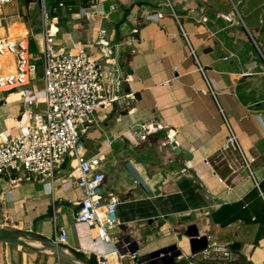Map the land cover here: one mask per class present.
<instances>
[{"label": "crops", "instance_id": "crops-1", "mask_svg": "<svg viewBox=\"0 0 264 264\" xmlns=\"http://www.w3.org/2000/svg\"><path fill=\"white\" fill-rule=\"evenodd\" d=\"M95 1L44 0L65 4L57 12L64 38L85 35L88 21L77 14ZM101 1L112 41L136 28L130 51L122 54L127 97L82 138L86 156L104 155L105 187L119 200L112 239L125 255L123 263L131 264L126 255L135 249L142 257L175 246L172 251L180 253L173 264H264V0ZM36 3L41 17L39 0L12 2L8 7L15 12L7 15L6 5L0 7V40L24 37L39 17ZM112 3L117 10L109 11ZM20 15L28 23L16 21ZM34 41L39 51L41 38ZM38 81L41 75L28 86L39 90ZM16 98L15 90L0 91V131L20 109L12 102ZM141 122L152 126L145 140L134 133ZM228 125L254 159L252 177L239 163L232 169L214 164ZM168 139L172 142L163 146ZM80 196L59 177L14 182L1 177L0 226L49 239L61 227L66 242L59 244L75 263H96L113 247L74 222L69 200ZM28 242L36 249L0 242V264L64 263L40 243ZM214 244L230 250L232 259L208 262L196 254Z\"/></svg>", "mask_w": 264, "mask_h": 264}, {"label": "built area", "instance_id": "built-area-1", "mask_svg": "<svg viewBox=\"0 0 264 264\" xmlns=\"http://www.w3.org/2000/svg\"><path fill=\"white\" fill-rule=\"evenodd\" d=\"M15 1L0 0V7ZM39 2V31L29 30L24 37L0 40V91L15 90L17 98L12 102L20 107L18 113L9 118V127L0 131V178L14 182L59 177L64 183H72L81 193L79 199L69 200L75 207L74 222L87 225L94 232L93 239L113 247L110 253H102L103 258L95 264H124L125 255L112 239L119 226V200L105 187V174L100 169L104 155L97 152L86 156L82 138L99 127L101 121L114 112L115 105L127 97L122 92L125 77L122 54L130 51L135 40L132 32L136 28L123 32L119 42L112 41L108 37L112 27L104 25L109 12L100 7L101 0H96L91 6L80 7L77 14L88 21L85 35L77 33V38H73L67 34L64 38L59 35L57 12L65 4L58 2L47 8L44 0ZM115 10L116 4H110L109 11ZM30 35L33 39L41 38L38 56L33 61L28 54ZM35 61L40 62L42 71L43 87L39 90L28 86L36 79ZM138 126L139 131L134 133L139 140H145L152 126L144 122ZM156 126L162 128L160 124ZM170 142L168 139L161 144L165 146ZM213 161L215 166L226 165L230 169L234 163H239L248 176H253L254 159L247 157L229 125ZM203 162L215 174L209 159ZM217 180L224 184L223 179L218 177ZM52 240L60 244L66 242L61 227L55 228ZM196 254L208 262L232 259L230 250L215 244ZM126 256L131 264H137L136 259L141 257L138 249L127 252ZM193 256L195 254L187 258Z\"/></svg>", "mask_w": 264, "mask_h": 264}, {"label": "water", "instance_id": "water-1", "mask_svg": "<svg viewBox=\"0 0 264 264\" xmlns=\"http://www.w3.org/2000/svg\"><path fill=\"white\" fill-rule=\"evenodd\" d=\"M28 241H36L41 244L42 249L52 251L59 258H61L63 264H77L75 257L69 255L61 247L59 243H56L52 239L39 235L32 231L18 230L12 228H6L0 226V242L19 245L23 248L35 250ZM193 242V240H191ZM175 246L161 248L150 252L148 255L142 256L136 259L137 264H173L174 258L179 255V251L173 252Z\"/></svg>", "mask_w": 264, "mask_h": 264}, {"label": "rangeland", "instance_id": "rangeland-1", "mask_svg": "<svg viewBox=\"0 0 264 264\" xmlns=\"http://www.w3.org/2000/svg\"><path fill=\"white\" fill-rule=\"evenodd\" d=\"M9 5L8 4H6V6L5 7H3V9H2V13H3V15H7L8 13H12V12H15V9H11V7H8ZM38 6H39V4L38 3H36L35 5H34V9H35V11H36V13H37V15L40 13V11L38 10ZM46 7L48 8L49 7V5H48V2L46 3ZM10 8V9H9ZM20 18L21 19H19V18H16V21H21V20H24L25 22H27L28 23V21H27V17L26 16H24L23 17V15H20ZM40 14H39V17H38V19H37V22H35V23H33V25H31V27H30V29L28 28V30H30L32 33H34V32H37V31H39L40 30V24H41V22H40ZM30 25V24H29ZM17 26V25H16ZM28 52L30 53V55H29V57H30V59L33 61V59L35 58V57H37L38 56V46L35 44V41H34V39H33V37L30 35L29 36V48H28ZM35 63L38 65V67H39V72L36 74L38 77H40V75H41V72H40V62L39 61H35ZM36 76V77H37ZM37 84H38V87H43L42 85V82L41 81H38L37 82Z\"/></svg>", "mask_w": 264, "mask_h": 264}, {"label": "trees", "instance_id": "trees-1", "mask_svg": "<svg viewBox=\"0 0 264 264\" xmlns=\"http://www.w3.org/2000/svg\"><path fill=\"white\" fill-rule=\"evenodd\" d=\"M27 1H32V0H27ZM91 264H95L94 262L90 261Z\"/></svg>", "mask_w": 264, "mask_h": 264}]
</instances>
